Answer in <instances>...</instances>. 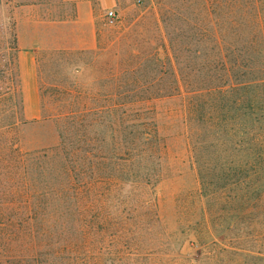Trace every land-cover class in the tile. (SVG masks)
<instances>
[{"label":"rangeland","instance_id":"obj_1","mask_svg":"<svg viewBox=\"0 0 264 264\" xmlns=\"http://www.w3.org/2000/svg\"><path fill=\"white\" fill-rule=\"evenodd\" d=\"M78 3L0 0V264H264V179L237 185L236 167L264 168V0H96L90 23ZM247 82L251 116L190 128L195 92ZM247 148L262 159L241 164ZM213 153L233 205L201 194L197 156ZM155 164L152 188L181 203L130 220Z\"/></svg>","mask_w":264,"mask_h":264},{"label":"trees","instance_id":"obj_2","mask_svg":"<svg viewBox=\"0 0 264 264\" xmlns=\"http://www.w3.org/2000/svg\"><path fill=\"white\" fill-rule=\"evenodd\" d=\"M226 66L228 68V72L232 73V70L229 66V63H226ZM228 77L230 78L229 74H227ZM231 79V78H230ZM252 82H247L246 85H240V86H233L232 83L229 84H224L223 86H220L218 88L213 87V88H207L204 90H201L199 92H195L197 96V103L195 104H189L187 106V120L191 128V124H197V126H201L203 129H207L208 127L210 128L212 125L219 127L218 125H215L213 123H217V121H220L225 127L231 123L233 120L232 118H228L230 113L232 112H242V111H249L251 112L250 114L247 113V115L251 116L252 111L255 110L256 102L254 99L251 100L249 97L250 94V88L252 87ZM229 96H237L238 100L236 102H240L241 105H236L233 103V107L227 104L228 97ZM244 105V106H243ZM245 105H248V107H245ZM243 106V108L240 109V107ZM245 107V108H244ZM105 113L110 114L109 109H105ZM230 121V122H229ZM242 124H250L254 120L252 118H249V121H246L245 118L241 119ZM229 122V123H228ZM228 123V124H227ZM115 127L117 128V122L114 123ZM239 125H241V122L239 120ZM101 126V124H100ZM224 127V128H225ZM121 129H124V124L120 126ZM113 137L112 140L114 142V153L116 159L119 161L124 160L122 158H119L124 155L125 152V146H124V139H120L117 130L113 128ZM157 133V134H155ZM154 134H146V138H142V143L143 145H149L151 146L150 149L148 150L147 153L149 156H151L148 161L153 162V160L158 159V155L161 152L159 149L163 147L165 149V146H161L164 144V142L161 140V134L163 133V129L157 128L156 132ZM255 141L252 139V142ZM149 142H152L149 144ZM161 143V144H160ZM247 145H249L247 143ZM249 148V147H248ZM244 149L240 151L239 157L237 158L239 162L244 163L247 158H251L253 160L258 161L259 159H262V154L261 152H255L251 151L249 149ZM253 149V148H252ZM246 155V156H245ZM148 156V157H149ZM147 158H142V160H146ZM222 161L221 157L218 156L217 153L208 154V158L206 156H197V162L196 163V169H197V175L200 179L201 186H202V196L205 197H211L213 201L215 202H222L225 203L226 205H233L234 199H229V197H226L228 194H223L225 188H221L220 186V181L227 179L228 175L224 172L226 168H229L231 165L230 163H223L220 166L218 162ZM219 165V170L218 166ZM150 165H144L143 169H146V173H150L149 175L150 178L146 179L144 182V193L148 195V199L146 201V206H147V212H143L140 210L141 206L138 201L134 200L131 198L130 202V210H132L130 220H133V216H136L137 212L138 214H141L143 217H158L159 215L157 214V211H152V204L153 200L155 199H160L162 202H172L174 207H178V205L181 203L182 197H173V194H170V196H167L166 193L163 192H155V189L152 188L151 186V178L154 179H161L163 178L164 174L160 170V168L155 164L153 168H149ZM148 167V168H147ZM240 171H239V181L237 182V185H243L249 183L251 179L253 178H261L264 179V168H258L256 165L251 166L249 164L243 165V166H236ZM161 182L165 183V179L161 180ZM167 183V182H166ZM138 191V190H137ZM206 194V195H205ZM231 198H237L231 197ZM161 204V201L158 202V204H155V209H159V205ZM248 210V209H247ZM245 212V215H248L249 213ZM232 218L236 217L237 215L235 212L231 213ZM147 225H150L147 223Z\"/></svg>","mask_w":264,"mask_h":264},{"label":"crops","instance_id":"obj_3","mask_svg":"<svg viewBox=\"0 0 264 264\" xmlns=\"http://www.w3.org/2000/svg\"><path fill=\"white\" fill-rule=\"evenodd\" d=\"M96 0H80V3L77 4L79 12L82 10V17L85 19V23H90L92 21V9L99 4H95Z\"/></svg>","mask_w":264,"mask_h":264},{"label":"built area","instance_id":"obj_4","mask_svg":"<svg viewBox=\"0 0 264 264\" xmlns=\"http://www.w3.org/2000/svg\"><path fill=\"white\" fill-rule=\"evenodd\" d=\"M110 19H111L112 21H114V19H115V13H114V12H111V13H110Z\"/></svg>","mask_w":264,"mask_h":264}]
</instances>
